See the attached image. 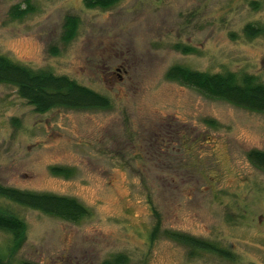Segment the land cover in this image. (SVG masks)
<instances>
[{"label": "rangeland", "instance_id": "rangeland-1", "mask_svg": "<svg viewBox=\"0 0 264 264\" xmlns=\"http://www.w3.org/2000/svg\"><path fill=\"white\" fill-rule=\"evenodd\" d=\"M29 1L30 13L13 18L12 7L27 0H0V54L67 75L111 106L37 113L17 87L0 83V183L74 196L93 212L74 223L0 198L27 225L14 264H103L119 253L128 264H264V170L247 155L264 150V112L166 77L184 64L264 82V36L244 33L248 23L264 25V0H121L109 9ZM68 15L81 21L66 44ZM155 210L162 233L152 242ZM165 230L218 242L233 257L191 255ZM10 243L0 230V252Z\"/></svg>", "mask_w": 264, "mask_h": 264}, {"label": "trees", "instance_id": "trees-1", "mask_svg": "<svg viewBox=\"0 0 264 264\" xmlns=\"http://www.w3.org/2000/svg\"><path fill=\"white\" fill-rule=\"evenodd\" d=\"M120 1L85 0V5L89 8L109 9ZM252 5L254 9L260 8L257 1H252ZM31 9V3L27 0L26 6L23 4L13 6L11 16L23 18ZM80 21L76 15L66 17L61 36L64 43L71 42L77 36ZM244 33L249 38L264 36V25L248 23L244 27ZM174 47L183 53L197 51L194 46L184 43H176ZM53 52L57 53L56 50ZM166 77L195 88L211 98L222 99L251 111L264 112V82L255 74L232 70L201 71L184 64H175L167 70ZM0 83L17 87L19 95L33 105L37 113H46L56 107L107 109L111 106L109 97L67 75H57L49 69H34L12 60L5 54H0ZM247 155L255 166L264 170V150L251 149ZM52 171L56 175L66 177L72 173L69 168L61 166H53ZM0 198L74 223H79L93 214L91 208L77 197L24 190L3 183H0ZM154 217L156 222L149 236L152 242L162 233V217L157 210ZM0 230L11 235V243L6 247V252H0V264H14V258L25 242L27 225L11 208L1 206ZM164 234L189 247L191 255H196L199 251H208L229 259L233 257L232 252L218 242L201 239L178 230H165ZM128 263L129 258L124 253L113 255L103 262V264ZM20 264L37 263L24 260Z\"/></svg>", "mask_w": 264, "mask_h": 264}]
</instances>
